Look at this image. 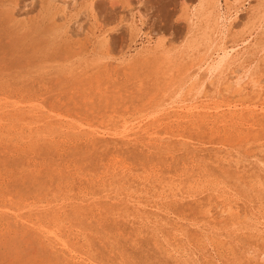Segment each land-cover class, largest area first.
<instances>
[{"label": "rangeland", "instance_id": "374dc122", "mask_svg": "<svg viewBox=\"0 0 264 264\" xmlns=\"http://www.w3.org/2000/svg\"><path fill=\"white\" fill-rule=\"evenodd\" d=\"M199 6L0 0V264H264V0Z\"/></svg>", "mask_w": 264, "mask_h": 264}, {"label": "bare ground", "instance_id": "6f19581e", "mask_svg": "<svg viewBox=\"0 0 264 264\" xmlns=\"http://www.w3.org/2000/svg\"><path fill=\"white\" fill-rule=\"evenodd\" d=\"M187 1V0H186ZM220 2V1H219ZM218 0H200V6L196 11V17L198 20L205 19L206 23H213L218 25L219 15L217 13ZM221 4V3H220ZM222 5V4H221ZM219 7V6H218ZM221 9V8H220ZM222 11V10H221ZM254 15H258L257 11H254ZM192 16V15H191ZM224 20V19H223ZM222 21V20H221ZM220 23V22H219ZM225 29V28H224ZM207 35V33H206ZM224 36V35H223ZM215 43V42H214ZM213 47V46H212ZM209 54V52H208ZM229 55V54H228ZM225 57V56H224ZM222 57V58H224ZM226 59V58H225ZM223 60V59H222ZM220 63V62H218ZM217 63V64H218ZM222 63V62H221ZM216 64V65H217ZM221 65V64H220ZM218 67V66H217ZM219 68V67H218Z\"/></svg>", "mask_w": 264, "mask_h": 264}]
</instances>
